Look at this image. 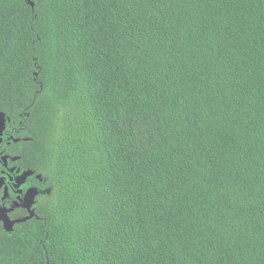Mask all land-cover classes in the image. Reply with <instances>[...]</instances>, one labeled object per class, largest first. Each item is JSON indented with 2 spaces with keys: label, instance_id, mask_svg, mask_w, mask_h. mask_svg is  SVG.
Masks as SVG:
<instances>
[{
  "label": "trees",
  "instance_id": "16d2710c",
  "mask_svg": "<svg viewBox=\"0 0 264 264\" xmlns=\"http://www.w3.org/2000/svg\"><path fill=\"white\" fill-rule=\"evenodd\" d=\"M0 113V264H264V0H0Z\"/></svg>",
  "mask_w": 264,
  "mask_h": 264
},
{
  "label": "water",
  "instance_id": "95a60500",
  "mask_svg": "<svg viewBox=\"0 0 264 264\" xmlns=\"http://www.w3.org/2000/svg\"><path fill=\"white\" fill-rule=\"evenodd\" d=\"M5 129V117L3 114L0 113V144L2 142V134ZM1 160L3 163H6L7 157L3 156L1 157ZM33 173L31 171L23 172L16 178V187L19 188L22 186L28 177H30ZM39 177V176H38ZM4 184L3 179H0V189L2 188ZM38 195V190L36 188H30L25 192L24 197L22 198L20 203H16V206H22V208L27 210L28 216L23 218L22 220H11L8 216L10 209H6L2 206H0V222L3 224V228L7 232H11L13 229V226L16 223L19 222H25L28 219L32 218L35 215V210L33 209V206L35 204V197Z\"/></svg>",
  "mask_w": 264,
  "mask_h": 264
},
{
  "label": "flooded vegetation",
  "instance_id": "af4514ba",
  "mask_svg": "<svg viewBox=\"0 0 264 264\" xmlns=\"http://www.w3.org/2000/svg\"><path fill=\"white\" fill-rule=\"evenodd\" d=\"M2 155L0 154V157ZM7 160L6 163L4 164V167L6 169V171H3L2 174L4 175L3 181L4 184L2 186V188L0 189V206L6 208V209H10L9 212V216L11 213H13L14 211H18L20 209L25 210L24 208H22V206H16V203H20L22 198L25 195V192L31 187H28L26 189H23L21 186L19 188L16 187V178L17 173H20L19 170L16 171V169H11L8 166V161L9 160H16L15 158H10L8 157V155H6ZM27 180V179H26ZM27 212V210H25Z\"/></svg>",
  "mask_w": 264,
  "mask_h": 264
}]
</instances>
